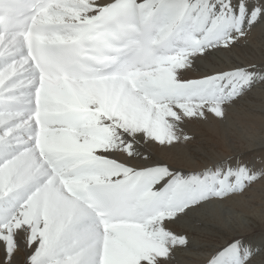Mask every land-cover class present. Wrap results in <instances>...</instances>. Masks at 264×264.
Segmentation results:
<instances>
[{"label":"snow or ice","instance_id":"snow-or-ice-1","mask_svg":"<svg viewBox=\"0 0 264 264\" xmlns=\"http://www.w3.org/2000/svg\"><path fill=\"white\" fill-rule=\"evenodd\" d=\"M258 26L264 0H0V264H170L175 225L264 181V161L156 154L264 84V65L198 71ZM258 255L233 236L203 264Z\"/></svg>","mask_w":264,"mask_h":264},{"label":"bare ground","instance_id":"bare-ground-1","mask_svg":"<svg viewBox=\"0 0 264 264\" xmlns=\"http://www.w3.org/2000/svg\"><path fill=\"white\" fill-rule=\"evenodd\" d=\"M248 64L264 65V27L253 29L246 39L211 57V62L200 65L198 71ZM184 131L190 140L156 154L185 174L231 157L259 166L264 161V84H256L237 100L224 120L212 117L208 121L193 120L185 123ZM174 230L187 234L190 242L187 248L175 250L170 264H203L210 245L233 236L264 247V181L198 210L175 225ZM255 264H264V255H258Z\"/></svg>","mask_w":264,"mask_h":264}]
</instances>
